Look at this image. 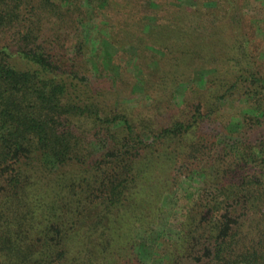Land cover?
<instances>
[{
  "label": "trees",
  "instance_id": "obj_1",
  "mask_svg": "<svg viewBox=\"0 0 264 264\" xmlns=\"http://www.w3.org/2000/svg\"><path fill=\"white\" fill-rule=\"evenodd\" d=\"M55 10L49 0H0L1 31L19 23L13 46H0V264H95L91 239H109L99 253L111 250L123 219L116 212L131 207L134 193L141 205L151 200L160 205L176 195L172 175L161 176L159 188L152 176L156 165L171 171L183 153L159 155L155 142L192 136L201 119L196 113L189 123L155 128L149 120L135 122L99 104L85 79L60 69L53 62L57 55L42 47L39 23ZM26 11L37 22L25 32ZM251 85L255 89L245 97L254 103L235 117L229 135L189 145L191 177L201 187L179 238L166 241V249L156 244L161 264H264V99L257 91L264 92V81ZM138 126L153 141L139 136ZM97 128L111 134L106 149ZM247 137L249 144L242 141ZM187 181L183 177L177 184ZM148 216L152 231L157 222ZM106 263L104 258L101 264ZM139 263L145 264L143 256Z\"/></svg>",
  "mask_w": 264,
  "mask_h": 264
},
{
  "label": "rangeland",
  "instance_id": "obj_2",
  "mask_svg": "<svg viewBox=\"0 0 264 264\" xmlns=\"http://www.w3.org/2000/svg\"><path fill=\"white\" fill-rule=\"evenodd\" d=\"M49 1L56 10L44 14L39 23L40 39H46L42 47L57 55L53 62L60 69L85 79L99 104L135 122L149 120L155 128L189 123L194 114L201 115L192 136L177 143L155 142L159 155L183 153L171 171L156 165L152 176L160 180L154 184L159 188L158 183H164L161 176L172 175L170 190L179 189L176 195L160 205L153 200L141 205L134 193L131 207L116 212L123 219L111 250L99 253L109 239L98 235L91 239L95 264L104 258L106 264H138L141 256L145 264H161L163 253L156 244L166 249V241L179 238L201 187V180L191 177L194 157L189 158V145L201 137L209 144L218 134L229 135L235 117L254 103L245 97L255 89L251 83L264 81V0H80L69 5ZM24 19L25 32L37 22L31 11ZM18 28L16 23L12 31L0 29V46H13ZM257 91L258 99H264V92ZM222 95L221 102L215 101ZM136 129L140 132V126ZM107 136L111 134L97 128L104 149ZM246 139L242 141L249 144ZM183 177L188 181L178 185ZM148 214L157 222L152 231L146 227Z\"/></svg>",
  "mask_w": 264,
  "mask_h": 264
}]
</instances>
